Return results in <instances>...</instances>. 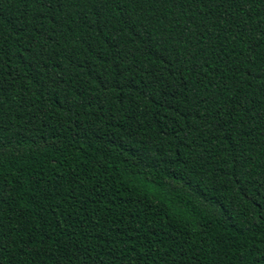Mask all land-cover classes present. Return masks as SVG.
<instances>
[{"label":"trees","instance_id":"obj_1","mask_svg":"<svg viewBox=\"0 0 264 264\" xmlns=\"http://www.w3.org/2000/svg\"><path fill=\"white\" fill-rule=\"evenodd\" d=\"M0 264H264V0H0Z\"/></svg>","mask_w":264,"mask_h":264}]
</instances>
